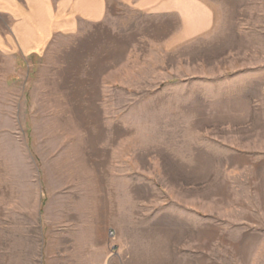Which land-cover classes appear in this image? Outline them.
Returning <instances> with one entry per match:
<instances>
[{
	"label": "rangeland",
	"instance_id": "obj_1",
	"mask_svg": "<svg viewBox=\"0 0 264 264\" xmlns=\"http://www.w3.org/2000/svg\"><path fill=\"white\" fill-rule=\"evenodd\" d=\"M142 1L0 56V264H264L214 234L264 213V0Z\"/></svg>",
	"mask_w": 264,
	"mask_h": 264
},
{
	"label": "crops",
	"instance_id": "obj_2",
	"mask_svg": "<svg viewBox=\"0 0 264 264\" xmlns=\"http://www.w3.org/2000/svg\"><path fill=\"white\" fill-rule=\"evenodd\" d=\"M140 6L176 15L183 23L184 38L214 26L213 11L199 0H143ZM108 15V0H0V56L40 54L56 35L77 34L83 24L103 23ZM223 225L215 224V237L229 236L230 244L264 246V213L241 208L230 213L228 226Z\"/></svg>",
	"mask_w": 264,
	"mask_h": 264
}]
</instances>
